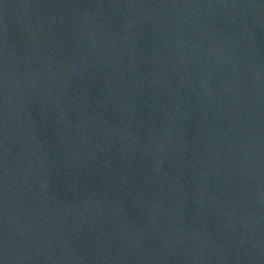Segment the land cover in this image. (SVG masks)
Returning <instances> with one entry per match:
<instances>
[{"label": "water", "instance_id": "obj_1", "mask_svg": "<svg viewBox=\"0 0 264 264\" xmlns=\"http://www.w3.org/2000/svg\"><path fill=\"white\" fill-rule=\"evenodd\" d=\"M0 264H264V0H0Z\"/></svg>", "mask_w": 264, "mask_h": 264}]
</instances>
